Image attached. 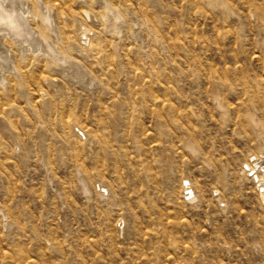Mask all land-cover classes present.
Wrapping results in <instances>:
<instances>
[{
    "label": "rangeland",
    "instance_id": "1",
    "mask_svg": "<svg viewBox=\"0 0 264 264\" xmlns=\"http://www.w3.org/2000/svg\"><path fill=\"white\" fill-rule=\"evenodd\" d=\"M263 179L264 0H0V264H264Z\"/></svg>",
    "mask_w": 264,
    "mask_h": 264
},
{
    "label": "bare ground",
    "instance_id": "2",
    "mask_svg": "<svg viewBox=\"0 0 264 264\" xmlns=\"http://www.w3.org/2000/svg\"><path fill=\"white\" fill-rule=\"evenodd\" d=\"M261 159H262V157H261ZM253 164H254V163H253ZM253 164L251 165L252 168L250 167L251 169L254 168V165H253ZM247 172H248V171H247ZM263 180H264V179H263ZM262 189H263V188H262ZM262 189H261V190H262ZM263 192H264V191H263Z\"/></svg>",
    "mask_w": 264,
    "mask_h": 264
}]
</instances>
